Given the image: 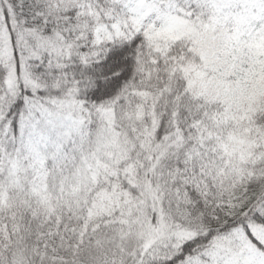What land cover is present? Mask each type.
<instances>
[{
  "label": "snow or ice",
  "instance_id": "snow-or-ice-1",
  "mask_svg": "<svg viewBox=\"0 0 264 264\" xmlns=\"http://www.w3.org/2000/svg\"><path fill=\"white\" fill-rule=\"evenodd\" d=\"M0 264H264V0H0Z\"/></svg>",
  "mask_w": 264,
  "mask_h": 264
}]
</instances>
